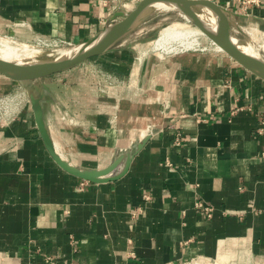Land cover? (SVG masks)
I'll return each instance as SVG.
<instances>
[{
	"label": "crops",
	"instance_id": "1",
	"mask_svg": "<svg viewBox=\"0 0 264 264\" xmlns=\"http://www.w3.org/2000/svg\"><path fill=\"white\" fill-rule=\"evenodd\" d=\"M124 1L0 0V32L83 43L121 19ZM214 1L264 26V0ZM126 37L42 87L51 137L72 163L103 169L138 151L116 180L60 167L28 88L15 94L25 81L0 73L13 99L0 107L24 105L0 127V264H264V78L212 48L139 61Z\"/></svg>",
	"mask_w": 264,
	"mask_h": 264
},
{
	"label": "water",
	"instance_id": "2",
	"mask_svg": "<svg viewBox=\"0 0 264 264\" xmlns=\"http://www.w3.org/2000/svg\"><path fill=\"white\" fill-rule=\"evenodd\" d=\"M159 3L172 4L178 11L191 14L194 23L203 29L225 52L249 70L264 78V60L249 55L234 42V39H242V36L236 33L235 28L242 35L244 34L242 26L245 24L242 17L246 15L232 12L214 0H141L136 8L130 12L121 6V9L114 16V19H121L107 26L91 40L83 42L86 47L73 56L32 64H20L0 58L1 74L16 81L32 82V88L28 90L29 100L34 111L37 127L48 152L60 167L81 179L96 183L119 179L127 173L133 157L138 151L133 154L118 155L109 166L103 169L83 168L64 157L58 151L44 118L42 104L44 91L42 87L45 85L43 79L110 51L143 22L153 5ZM204 7L209 8L217 17L218 28L216 31L208 28L199 18L198 10ZM148 139L149 136L143 139L137 150L142 149ZM121 164H123L121 171L112 174Z\"/></svg>",
	"mask_w": 264,
	"mask_h": 264
},
{
	"label": "bare ground",
	"instance_id": "3",
	"mask_svg": "<svg viewBox=\"0 0 264 264\" xmlns=\"http://www.w3.org/2000/svg\"><path fill=\"white\" fill-rule=\"evenodd\" d=\"M174 10L178 11L172 4H155L149 10L148 14H146L142 23L156 14ZM180 15L182 16V20L163 26L160 31H158L159 33L153 41L137 48L139 61H143L150 53L155 52L160 55L168 56L190 50H207V48H212L213 51L214 49L224 51V49L215 43L203 29L194 23L191 14L180 12ZM198 15L208 28L213 31L217 30L218 19L209 8H200L198 10ZM242 29L244 31L243 35L235 28L236 33L240 34L242 39H234V42L237 43L244 52L264 60V39L256 34L247 35L245 34L246 31L252 30H247L243 26ZM262 35H264V33ZM205 41L209 42V44L203 45ZM84 47H86L84 43H69V45L55 44L52 48H45L39 44H29L19 38L0 36V58L20 64H32L70 57L77 54ZM2 104H5L4 100ZM57 147L60 149L58 145Z\"/></svg>",
	"mask_w": 264,
	"mask_h": 264
},
{
	"label": "rangeland",
	"instance_id": "4",
	"mask_svg": "<svg viewBox=\"0 0 264 264\" xmlns=\"http://www.w3.org/2000/svg\"><path fill=\"white\" fill-rule=\"evenodd\" d=\"M127 2L131 3V7L128 8V12H130L133 9L136 8L137 4L139 3V0H130V1L126 0L125 3H127ZM149 20H150L149 23H145V22L141 23L136 28V31H134L133 33H131L130 35H128L126 37V41L123 42L124 43L123 46L125 48L129 49L130 47H132V48L134 47L137 50V48L139 46H143V45L148 44L149 42L153 41L156 38V36L159 33L158 31H160V29L163 26L171 24L172 22H175V21L182 20V16L180 15V11H175L174 10V11H170V12H162V13L156 14L155 16H152ZM244 24H245L243 26L244 28H246L247 30L248 29L252 30V31H246L245 34H247V35L256 34L260 38L264 39V35H262L264 33V26L263 25L262 26H258L257 24H255L253 22H250L249 24L244 22ZM0 36H10V37L17 38L16 36L11 35L10 33L8 34V33H4V32H0ZM20 40H23V39H20ZM23 41H25V42H27L29 44H32V45L39 44V45L44 46L45 48L46 47L47 48H52V47L55 46V44H57V45L58 44L59 45H69L68 42H65V41H63L61 39H56V38H51L50 39V38H46V37H42V36H38L36 38L32 37L30 39H24ZM208 44H209V42L205 41L203 45H208ZM209 49H211V48H207V50H209ZM198 50H200V49H198ZM201 50H203V49H201ZM205 50L206 49H204V51ZM190 51H192V50H190ZM193 51H195V50H193ZM78 65H80V66H78ZM78 65H76V66L82 67L84 64L80 63ZM16 83H19V84H17L18 85L17 86V91H16L17 93H15V94L19 95L20 97H22V95H23V97L25 96V98L27 99L26 91H27V88H28V90L30 88H32V82L25 81V82H16ZM8 94L9 93L5 92V93H2L0 95V98H2V97L6 98L4 100H7L6 101L7 103H9V102H11L13 100ZM20 97H18V99H20ZM16 102H17V105H14L15 106L14 110H11L9 113L5 112V110L7 108H5V107L1 108L0 107V127H2V125H4L3 121L5 120V118L7 116L11 117L12 115L15 114L16 111H19L24 106V105H22L21 101L17 100ZM30 105H31V102H30L29 97H28V106H30Z\"/></svg>",
	"mask_w": 264,
	"mask_h": 264
},
{
	"label": "built area",
	"instance_id": "5",
	"mask_svg": "<svg viewBox=\"0 0 264 264\" xmlns=\"http://www.w3.org/2000/svg\"><path fill=\"white\" fill-rule=\"evenodd\" d=\"M238 1L241 4L242 8H247L251 3H255V4L260 3V0H238ZM65 42H67V41H65ZM4 99H6V98L0 99V101L4 100ZM8 106H9V104H8ZM1 108H3V107H1ZM5 108H7V107H5ZM5 112H6V110H5ZM258 132L260 134H264V112L260 116ZM178 143H179V141H178ZM261 157L264 160V150L261 153ZM200 206H202L206 209L209 217L212 215V208L211 207L204 205L202 203H200ZM56 261H57L56 258L54 256H50V255H46L45 259H44L45 264H55Z\"/></svg>",
	"mask_w": 264,
	"mask_h": 264
}]
</instances>
